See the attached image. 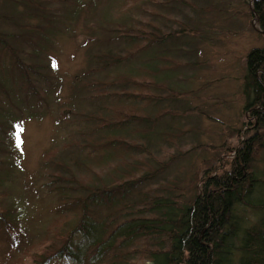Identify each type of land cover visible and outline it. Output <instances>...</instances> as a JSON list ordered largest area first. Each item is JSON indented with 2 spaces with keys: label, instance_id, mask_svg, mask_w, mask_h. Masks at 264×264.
<instances>
[{
  "label": "rangeland",
  "instance_id": "1",
  "mask_svg": "<svg viewBox=\"0 0 264 264\" xmlns=\"http://www.w3.org/2000/svg\"><path fill=\"white\" fill-rule=\"evenodd\" d=\"M251 1H42L50 17L41 21L48 25L40 26L22 0H0V35L32 69L30 79L24 82L20 68L15 67L7 49L0 45V161L4 163L0 206L7 209L10 231H6L0 217V264H21L22 260L26 264H71L54 252L69 229L76 228L79 218L74 220L77 214L72 216L68 205H57L58 198L49 187L58 182L65 185L63 188H75L77 183L70 179L72 176L83 182L90 176L95 186L111 182L109 173L118 176L112 168L115 160L108 157L107 150L106 153L103 148L94 147L102 141L101 131H95V126L106 118V132L114 126L120 130L122 126L128 130L137 127L134 122L119 125L114 118L110 121L112 112L108 108L137 106L140 101L114 92L138 89L132 80L119 83L118 79L123 72H137L152 56L164 53L170 60L178 61L171 71L178 97L171 98V103L154 101L145 109L154 111L171 104L169 107L177 110L176 114L160 115L154 127L175 132L174 144L151 133L138 143L151 156L130 146L123 159L136 164L134 157L142 156L159 168L152 156L168 150L176 157L135 189L174 182L178 191L168 195L181 193L184 205L195 193L194 187L199 186L197 181L207 166L218 155L223 160L233 155L229 148L239 145L250 127L246 122L252 120L243 111L245 57L253 48L264 46L262 34L253 26ZM139 27L157 34L178 31V36L154 43L144 51H133L120 63L103 65V57L126 54L133 43L140 41L125 37L128 34L121 36L118 29L132 33ZM221 145L226 152L212 149ZM48 150L54 153L44 161ZM44 165L45 170L41 171ZM87 165L90 170L85 168ZM255 168L264 173V156L256 161ZM130 193L126 191L121 200L132 203L135 199ZM110 209L106 205L99 207L96 219L102 220ZM242 211L240 207L239 214L250 225L257 224L263 216L255 210L245 214ZM86 222L104 234L102 224ZM45 231L48 240L43 247H34L38 254L32 261L30 240ZM76 235L72 245L84 248L82 234ZM126 244L117 248L122 261L116 264H128L137 258L141 244L133 240Z\"/></svg>",
  "mask_w": 264,
  "mask_h": 264
},
{
  "label": "trees",
  "instance_id": "2",
  "mask_svg": "<svg viewBox=\"0 0 264 264\" xmlns=\"http://www.w3.org/2000/svg\"><path fill=\"white\" fill-rule=\"evenodd\" d=\"M22 1L32 11L29 15L31 13L30 16L37 25L46 26L48 24H41V21L48 20L50 15L44 10L45 7L41 5V2L53 3L61 0ZM250 12L257 30L264 38V0H252ZM118 31L123 37V34H128L125 37L137 38L140 41L131 43L132 48L128 49L126 54L103 57L102 62L105 66L120 63L133 51H144L152 47L154 43L159 44L165 39L178 36V31L157 34L150 32L146 27H139L138 31L132 33L124 29H118ZM0 45L7 49L15 67L20 68L24 82L28 81L32 75L31 67L23 63L20 54L9 46L1 35ZM149 59L137 72H123L118 79L119 83L132 80V84L138 89L114 92L115 94L123 93L127 97L140 101L137 106L112 105L108 108L112 112L110 121L114 118L115 124L120 123L119 125L134 122V126L137 127L128 130L122 126L120 130L114 124V128L106 132L107 121H109L106 118L101 119L95 126V131H101L99 134L102 141H97L94 147H101L105 152L107 150L108 157L115 160L112 168L114 174L118 176L115 177L109 173L111 182L96 183V186L92 184L94 180L90 176L85 177L87 179L85 182L72 176L70 179H74L77 183L75 188H63L65 185L58 182L52 183L53 186L49 187V191L55 192L58 198L57 205H68L67 210L71 211L72 216L77 214L74 220L79 218L76 228H70L67 236L60 240L61 245L54 255L71 264H116L122 261L121 251L117 248L128 246L126 242L133 240V243H140L141 246L137 249V258L128 264H144L147 260L151 264H264V173H260L255 168L256 161L264 156V46L253 48L245 57L246 100L243 111L252 119L251 122H246L250 126L248 131L244 132L245 136L237 147L229 148V153L233 154L230 158L223 160L221 155H218L216 161L207 166L197 181L199 186L194 187L195 193L184 205L181 204L183 202L181 193L175 196L168 195L178 191L174 182L161 183L156 187L146 185L142 189H135L140 184L150 181L156 175L155 173L158 174L176 156H172L168 150L162 155L152 156L159 168L142 156L134 157L133 161L136 164L128 163L126 159H123L130 146L139 147L145 155L151 156L143 144L141 146L138 144L151 133L174 144L175 132H171L168 128L156 130L154 127L160 115L176 114L177 110L171 109L169 106L172 105L168 103V106L154 111L145 109L154 101L168 100L171 103V98L178 97V87L171 73L172 69L178 66V61L170 60L171 58L164 53ZM107 60L110 61L106 62ZM115 94L113 97L119 98ZM98 113L103 115L100 114L101 112ZM117 131L121 133H113ZM224 145L227 147V144ZM224 145L212 149L224 153L226 152ZM53 153H50V150L46 151L43 160H49ZM3 164L0 161V187L2 188ZM45 167L46 165L41 167V171H44ZM85 168L90 170L89 165ZM142 172L144 174H141ZM97 175L101 176L100 173ZM126 191H131L129 195L135 199L132 203L121 200L126 196ZM65 198L68 201H65ZM102 205L111 209L104 214L102 220L96 219L95 213ZM128 206L130 209H127ZM240 207H243L242 214L248 210H255L263 216L257 224L250 225L247 219H243L239 214ZM6 210L0 206V217L4 220L3 226L10 232L8 216L5 217V214H8ZM104 219H107L103 222L105 225L101 222ZM88 220L96 222L100 220L97 223L103 225L104 234H101L102 231L97 232L98 228L88 224L86 222ZM77 233H81L85 239L84 248H80L79 244L72 245ZM47 237V231H45L37 236V239L34 237L30 240L33 245L30 252L32 261L38 254L34 253V249L43 247L48 240ZM15 243H12V246ZM21 264L26 263L22 260Z\"/></svg>",
  "mask_w": 264,
  "mask_h": 264
},
{
  "label": "water",
  "instance_id": "3",
  "mask_svg": "<svg viewBox=\"0 0 264 264\" xmlns=\"http://www.w3.org/2000/svg\"><path fill=\"white\" fill-rule=\"evenodd\" d=\"M253 26H254V23H253Z\"/></svg>",
  "mask_w": 264,
  "mask_h": 264
}]
</instances>
